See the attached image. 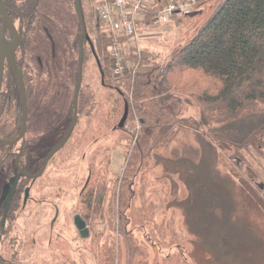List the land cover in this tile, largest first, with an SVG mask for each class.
<instances>
[{
  "label": "rangeland",
  "instance_id": "rangeland-1",
  "mask_svg": "<svg viewBox=\"0 0 264 264\" xmlns=\"http://www.w3.org/2000/svg\"><path fill=\"white\" fill-rule=\"evenodd\" d=\"M94 3L95 7L99 4L98 1ZM216 3L217 0L207 6L213 8ZM96 19L102 26L96 16L90 22L95 24ZM202 19L196 21L178 16L167 23L140 29L143 36L136 46L146 50L147 61L139 67L132 54L126 52L125 64L128 65L118 75L114 57L108 54L111 77L116 80L136 70L165 66L176 50L187 42L185 33L196 30ZM81 33L74 0H60L59 3L47 0L42 4L34 26L30 62L37 66V58L41 57L44 68L45 64L49 65L55 52L49 39L51 36L59 42L56 49L59 60L56 62L54 57L52 67L49 65L56 69L54 80L51 71H38L34 101L30 105L31 111L28 110L32 129L41 126L46 133L36 137L40 146L29 154L31 172L38 168V156L44 157L54 148L69 126L77 86L75 68ZM69 37L77 39L73 49H66L65 39ZM105 57L101 58L102 62ZM55 62L58 65L55 66ZM92 74V88L102 96L104 112L97 114L92 123L89 120L93 115L83 116L66 146L53 157L42 176L32 182V200L25 207L21 192H17L20 205L12 215L14 220L7 223L5 234L0 230V252L6 260L10 254L5 247L8 245L12 249L21 248V259L31 264H61L62 258H69L75 264H98L104 252L101 244L93 239L100 236L108 243L117 235L112 229L117 223L115 198L128 169L132 144L128 136L137 134L141 126L138 117L132 115L126 122L128 128H118L123 114L116 103L117 93L97 83L100 78L96 60L88 50L85 75ZM113 79L110 78L109 83L114 84ZM181 106V115L169 124L172 126L170 140L173 138L169 142L170 148L159 147L147 171L144 170L137 179L132 203L136 208L139 205L145 208L144 211L137 210L141 220L136 225L130 223L128 231L150 252L149 260L155 264L158 261L166 263L170 261L168 258L170 264H264V147L260 150L252 147L244 151L242 157L234 149L232 151L229 143L244 138L263 119L264 113H254L229 124L205 126L200 123L196 103L185 102ZM116 112L119 113L112 119V124L118 130L105 121ZM166 141L167 138L161 145L164 146ZM180 141H188L200 148L201 161L196 164L168 158L167 150ZM233 153L237 159L231 156ZM103 161L108 187L102 210L104 222L101 220L104 228L101 230L96 226L93 230L92 227L93 234L84 239L79 235L73 217L82 205L80 191L88 178L90 180V171ZM139 163H136L137 167ZM6 172L0 176V220L3 217L4 221L8 212L5 215L3 194L6 188L13 187L11 175ZM13 174L12 177L17 174L15 168ZM121 208L124 210L123 206ZM127 215L131 217L132 212ZM108 221L111 227L107 225Z\"/></svg>",
  "mask_w": 264,
  "mask_h": 264
},
{
  "label": "trees",
  "instance_id": "trees-1",
  "mask_svg": "<svg viewBox=\"0 0 264 264\" xmlns=\"http://www.w3.org/2000/svg\"><path fill=\"white\" fill-rule=\"evenodd\" d=\"M46 1L11 0L7 4L14 20L21 24L24 49L29 54L23 68L29 107L32 105L34 93H36L34 87L37 85L38 71L43 70L44 73L51 71V79L54 80L56 69H51L50 66L53 65L54 57L56 62L59 60L56 53L59 42L51 36L49 39L55 46V52L53 51L51 56L50 66L45 64L44 68L41 57L37 58V66L30 62L33 57L34 26L41 6ZM94 1L98 0H81L82 15L90 40L83 42L82 84L78 103L76 106L73 100L70 108L77 116L73 132L82 123L84 115H93L89 120L92 123L97 114L102 115L104 112L105 102H103L102 96L92 88L90 81L94 74L85 75L88 50L96 60L100 78L99 82H96L117 93L116 103H119V112L121 111L122 114H124L125 105L128 103V118L132 115L134 118L138 117L141 126L137 134L128 136L132 142L128 169L115 198V203L118 206L117 223H114L116 226L112 229L117 235L110 238L111 240L108 238V243H104L105 241H102L100 236L93 239L94 242L101 244V249L104 252V256L98 264H155L149 260L150 252H147L145 246L136 242L132 237V232L128 231L130 223L136 225L141 220L137 210L144 211L145 208L143 205L136 208L132 203L136 196L137 179L139 180L144 170L147 171L151 161L154 160V152L159 150V147L170 148L169 142H172L173 138L170 140L172 126L169 124L179 114L181 115L183 103L197 104L200 123L205 126L229 124L254 113H264V0H217L213 8H209L207 5L216 0H195L193 3L195 10L184 15L183 18L196 21L203 19L197 24L196 30L185 33L187 34L185 37H188L187 42L176 50L168 63L165 66H153L147 71L136 70L134 73L126 74V77L116 78V80L111 77V61L107 55H111L115 46H125L128 43V37H116L110 34L106 28L100 26L97 19L95 24L90 22L93 17H98V7L94 6ZM49 2L59 3L60 0H49ZM163 5V0H154V3L147 9V23L157 22ZM74 9L81 32H83L76 0H74ZM65 40L67 42L66 49L76 47L77 39L73 40L69 37L68 40ZM78 44L79 53L77 68H75L76 85L80 69V39ZM126 52L128 55L132 54V58L137 61L139 67H142L143 63L147 61L145 49L132 46ZM104 57L105 61L102 62ZM56 65L58 64L56 63ZM86 77L87 84H85ZM110 78L113 79L114 84L109 83ZM119 112L105 120L106 124H111L114 130L115 128L118 130L119 127L117 128L115 124L113 126L112 119L114 120ZM118 117L120 118V116ZM102 121L104 122V119ZM21 126L19 84L15 73L7 71L0 99V176L7 171L6 174L11 175V180L17 175L12 177L14 168L21 165V141L15 145L3 142L15 140L21 133ZM119 129L123 130L125 126ZM165 138H167L166 144L162 146L161 142ZM26 142L32 144L34 139H28ZM229 143L232 151L234 149L235 153L242 157L243 152L251 150L252 147L256 150L262 149L264 147V115L263 119L257 122L244 138L230 140ZM232 151L230 150L229 153ZM167 155L171 160H188L196 164L202 159L201 149L194 147L188 141H180L178 145L172 146L170 150H167ZM231 156L236 158L234 153ZM138 162L140 163L137 167L136 163ZM105 168L104 161L99 167L92 168L91 178L81 195L82 205L78 208V214L86 219L91 230L92 227L94 230L96 226L101 227V230L104 228V223L101 222V220L104 222L102 210L106 198L105 189H108L104 179ZM20 184L21 182L18 188L16 186L7 220L4 221L3 217L0 220V230L3 234H5L7 223L14 220L12 215L20 205L16 197L17 192H21ZM121 206L124 207V210ZM126 211L132 212V216L129 217ZM107 225L110 226V221L107 222ZM5 247L9 249V258L6 260L0 252V264H31L21 259V252H19L21 248L12 249L8 245ZM168 259L170 261H166V263L158 261L157 264H170L171 259ZM61 264L75 263L71 262L69 258H62Z\"/></svg>",
  "mask_w": 264,
  "mask_h": 264
},
{
  "label": "built area",
  "instance_id": "built-area-1",
  "mask_svg": "<svg viewBox=\"0 0 264 264\" xmlns=\"http://www.w3.org/2000/svg\"><path fill=\"white\" fill-rule=\"evenodd\" d=\"M194 1L163 0L164 5L157 22L150 24L146 21L147 9L154 0H98V18L101 25L116 37H128L125 46L117 45L111 51L117 74L121 75L128 65L125 64L126 51L136 46L137 41L142 38L140 29H149L157 26V23H167L178 16L190 14L194 11Z\"/></svg>",
  "mask_w": 264,
  "mask_h": 264
},
{
  "label": "water",
  "instance_id": "water-1",
  "mask_svg": "<svg viewBox=\"0 0 264 264\" xmlns=\"http://www.w3.org/2000/svg\"><path fill=\"white\" fill-rule=\"evenodd\" d=\"M76 5H77L79 14L81 16V21L83 24V32H82L81 37H80L81 57H80V62H79V66H80L79 79H78V83H77L75 95H74V103L77 106L79 90H80V87L82 84L83 42L85 40H90V36H89L87 29L85 27L84 18H83L82 10H81V0H76ZM0 12H2V15L5 18V23L9 27V29L13 35L12 39L9 42H5L4 38L1 36V33H0V99H1L2 91H3L5 69H6V60L8 59L10 66L17 63L16 58H15V53L18 50L19 45H20V36H19V32L17 31V26L13 22L12 18L10 17L9 12H8L3 0H0ZM99 64H100V62H99ZM16 74H17V83L19 84V87H20V93L22 95L23 106H24L23 129L15 140L3 142L5 144H11V145L17 144L21 140V138L24 137L25 132H26V121H27V92H26L25 82H24V78H23V73H22V70L20 67L17 68ZM128 116H129V104L126 103L125 112H124V114H123V116H122V118L118 124L119 128H124V126L128 120ZM76 123H77V116H75V118L73 119L72 124L70 125L66 135L61 140V142H59L56 145V147L48 154L47 161L49 160V158L51 156H53L56 152H58L61 148H63L65 146V144L68 142V140H69V138L73 132L74 127L76 126ZM43 173H44V168L38 174H36L35 177H39ZM20 177H21V172L19 174H17L16 177L11 180V182L13 184L12 189L6 188V191H4L3 198L6 201L5 206H4L5 215L8 212V208H9L10 203L12 201L13 195L16 191V186H17V183H18V180ZM7 192H10L8 196L6 195ZM75 225L79 230H81V234L83 237L89 236V230L87 229V224L79 214H77L75 216Z\"/></svg>",
  "mask_w": 264,
  "mask_h": 264
},
{
  "label": "flooded vegetation",
  "instance_id": "flooded-vegetation-1",
  "mask_svg": "<svg viewBox=\"0 0 264 264\" xmlns=\"http://www.w3.org/2000/svg\"><path fill=\"white\" fill-rule=\"evenodd\" d=\"M10 1L11 0H3L7 10H8L7 4ZM8 12H9V15L12 18L13 22L17 26V31L19 32V36H20V45H19L18 50L15 53V58H16V62L17 63L10 66V64L8 62V59L6 60V69H5V75H4V82H5V77H6V72L7 71L9 73L10 72L15 73V75L17 77L16 71H17V68L20 67L21 70H22V73H23V68H24V65H25V59H27V57L29 55L27 53V51L24 49L23 38H22L23 33L21 31V24L18 23V25H17V22L14 20V18L12 17V15H11L9 10H8ZM0 33H1V36L4 38V40L7 41V42H9L12 39V37H13L9 27L5 23V18L3 17L2 12H0ZM6 36L11 37V39L10 40L6 39L5 38ZM23 78H24V74H23ZM24 82H25V80H24ZM25 87H26V83H25ZM3 89H4V83H3ZM26 92H27V88H26ZM28 97L29 96H28V93H27V121H26V132H25V135H24V137L21 138V165H18L17 168H16L17 174H19L21 172V178L19 179V183L21 182V194H22V206L23 207H25L27 205V203L30 202V200H32V198L30 196V189H31L32 182L38 180L42 176L41 175L39 177H35L36 174H38L43 168H44V172H45V170L47 169V167L50 164V162L53 159V157L62 150V148H61L58 152H56L53 156H51L48 161H47V156L56 147V145L44 157L38 156V158H39L38 159V168L35 171H32V172L30 171V169H29L30 161L28 160V159H30L29 158V154L32 153V151H34V149H36V148H38L40 146V143L38 141L36 142V137L39 136L40 134H43L44 130H43V128L41 126H39L38 128H33L32 129V124H31L30 119H29V112L31 111V109L29 107V101H28L29 98ZM29 109H30V111L28 112ZM23 112H24V106H23V100H22V95H21V124H22L21 131L23 129ZM70 115H71V120H70L69 126L67 128V131H68L70 125L72 124L74 116H75L74 113L72 112V110L70 111ZM67 131L65 132L64 136L66 135ZM44 134H46V133H44ZM32 137L34 139V142L32 144L26 142V140L31 139ZM66 144H65V146H66ZM88 180H89V178H88ZM88 180L85 183V186H84L82 192L80 191V196L82 195L87 183L89 182ZM19 183H18V186H19ZM18 186H17V188H18ZM75 216L73 217L74 225H75ZM58 217H59V213L57 212L56 220L58 219ZM83 220L87 224V229L89 230V236H90L92 234V230L90 229V225L88 224L86 219L83 218ZM75 227H76V225H75ZM78 231H79V235L82 236L81 230L78 229ZM88 237H83L82 236V238H88Z\"/></svg>",
  "mask_w": 264,
  "mask_h": 264
},
{
  "label": "bare ground",
  "instance_id": "bare-ground-1",
  "mask_svg": "<svg viewBox=\"0 0 264 264\" xmlns=\"http://www.w3.org/2000/svg\"><path fill=\"white\" fill-rule=\"evenodd\" d=\"M5 42H7V41H5ZM2 142V141H1ZM2 145H4V144H2Z\"/></svg>",
  "mask_w": 264,
  "mask_h": 264
}]
</instances>
